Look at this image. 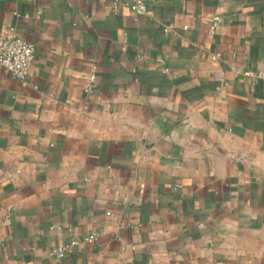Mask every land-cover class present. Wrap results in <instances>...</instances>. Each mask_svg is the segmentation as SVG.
I'll return each instance as SVG.
<instances>
[{
    "label": "crops",
    "instance_id": "1",
    "mask_svg": "<svg viewBox=\"0 0 264 264\" xmlns=\"http://www.w3.org/2000/svg\"><path fill=\"white\" fill-rule=\"evenodd\" d=\"M146 2L0 0V264H264V0Z\"/></svg>",
    "mask_w": 264,
    "mask_h": 264
},
{
    "label": "built area",
    "instance_id": "2",
    "mask_svg": "<svg viewBox=\"0 0 264 264\" xmlns=\"http://www.w3.org/2000/svg\"><path fill=\"white\" fill-rule=\"evenodd\" d=\"M120 0H114V4L118 5ZM124 2L134 11L136 19L144 15L148 11L146 0H124ZM221 22V15L219 13L214 14L209 21V31L214 33L217 31ZM35 43L21 35H19L15 28H11L4 36L0 38V65L6 68L16 78L21 79L24 83L27 82L28 77L31 75L32 65L35 59ZM221 51H214L210 53V58L213 61H218L222 58ZM162 60V58H161ZM230 69L234 75L239 77L248 75L253 78L264 79V70L243 68L236 64H231ZM98 65L93 62L89 73L84 79V91L86 94L93 93L96 81H97ZM165 72L169 71L168 67H164ZM218 79L221 84L226 83L225 71L222 66L217 68ZM20 168H17L13 173L19 174ZM1 180V179H0ZM98 238V232L92 231L83 237L72 238L69 241L52 247L49 249V254L58 258L64 257L68 251L72 250L75 246L79 245L83 241L92 242ZM159 260L156 259V262Z\"/></svg>",
    "mask_w": 264,
    "mask_h": 264
}]
</instances>
